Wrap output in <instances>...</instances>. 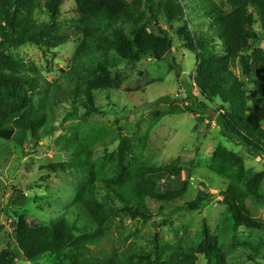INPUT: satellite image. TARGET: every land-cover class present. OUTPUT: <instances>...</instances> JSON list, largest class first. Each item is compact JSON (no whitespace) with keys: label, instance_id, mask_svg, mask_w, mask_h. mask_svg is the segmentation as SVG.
I'll use <instances>...</instances> for the list:
<instances>
[{"label":"rangeland","instance_id":"rangeland-1","mask_svg":"<svg viewBox=\"0 0 264 264\" xmlns=\"http://www.w3.org/2000/svg\"><path fill=\"white\" fill-rule=\"evenodd\" d=\"M131 4L137 25L155 36L160 35V29L165 30L171 46L161 60L141 54L137 60L127 61L112 51L107 82L90 84L68 74L72 56L82 40V35L70 28L78 23L73 0H62L58 16L60 37H53L47 45L25 43L3 53L34 66L43 86L34 95L36 102H40L43 120L36 141L27 135V154L16 141L0 139V251L12 248L16 264H58L52 252L29 260L18 250L13 237L15 224L10 217V212L15 211L24 216L29 226L42 227L61 220L87 226L89 233L100 235L96 243L86 244L87 252L96 257L156 264L152 252L158 245L192 250L196 256L194 264H207L201 251L204 220L219 252L218 259H213L215 264H264V231L233 222L227 201L220 196L229 180L209 168L219 145L243 158L245 175L261 172L262 159L248 155L240 142L221 134L214 118L227 105L218 97H202L196 89L194 78L199 60L175 34L188 17L167 20L162 9L156 7L151 12L147 0ZM187 6L193 18L185 22L188 30L195 35L211 33L207 21L191 11V4ZM231 9L232 6L224 4L225 11ZM39 18L47 20L40 13ZM254 29L256 35L248 47L264 50V31L258 21ZM204 44H215L214 50H220L216 38L207 39ZM232 70L245 91L246 113L264 128V96L253 77L244 75L238 63ZM83 82L91 86L96 112L86 113ZM190 96L207 104L208 111L197 114L185 111ZM0 125L17 130L12 121L0 119ZM88 132L95 133L90 152L93 174L128 172L141 164L161 167L179 162L182 171L177 176L159 173L154 177L163 193L185 186L182 194L169 196V204L163 203V199H147L150 211L147 218L131 219L119 214L101 229L88 223L74 205L77 191L88 181L87 174L71 166V154L65 147L67 142L79 140ZM125 137L130 144L124 159L118 161V147ZM259 188L264 193V175ZM13 195H17V200L10 205ZM196 198L199 203L190 209L187 203ZM245 205L251 216L264 222V205L257 206L249 199Z\"/></svg>","mask_w":264,"mask_h":264},{"label":"trees","instance_id":"trees-1","mask_svg":"<svg viewBox=\"0 0 264 264\" xmlns=\"http://www.w3.org/2000/svg\"><path fill=\"white\" fill-rule=\"evenodd\" d=\"M78 13V23L70 28L82 35V40L72 56L69 76L87 83L107 82L111 74L109 61L112 55L127 61L137 60L141 54H151L161 60L171 46L165 30L160 35L149 34L144 26L137 25L131 2L140 0H73ZM158 1V2H157ZM162 9L167 20H187V8L203 17L211 33L191 32L185 22L175 31L183 46L193 51L199 60L194 84L202 97H218L227 109L216 114L214 120L221 134L229 140L240 142L248 155L262 159L263 170L255 174H244L243 158L226 147L219 145L213 152L210 170L226 177L229 182L220 196L227 201L229 216L237 225L247 229L263 230L264 222L250 215L245 205L249 199L257 206L264 205V193L260 183L264 175V128L251 119L245 111V91L241 80L233 73L238 63L242 73L253 77L258 91L264 96V50L250 49L249 41L255 37L254 25L264 31V0H147L148 9ZM62 0H0V119L12 121L14 128L0 125V139L14 140L26 153V138L36 141L43 120L40 102L34 95L43 87L34 66L28 61L14 59L3 53L17 45L35 43L48 44L53 37H60L58 24ZM224 4L232 6L224 10ZM39 13L47 20L39 18ZM125 24H128L126 27ZM202 24V23H200ZM216 38L220 50L205 45V40ZM199 40V41H198ZM111 54V55H110ZM82 93L86 113L96 112L91 86L84 82ZM40 95V94H38ZM38 95L36 97H38ZM185 111L193 114L206 113L208 106L189 97ZM94 132L81 139L67 142L71 166L83 169L88 181L80 186L74 198L79 216L101 229L113 216L123 214L135 218H147L150 214L147 199L169 204V196L182 194L179 190L163 193L154 175L167 173L177 176L182 168L179 162L161 167L147 164L136 165L128 172L122 170L93 174L90 152ZM130 141L122 138L118 147L117 160L126 155ZM27 154V153H26ZM17 192V191H16ZM21 192V191H20ZM17 200L11 196L9 204ZM198 198L188 202L190 209L196 208ZM15 227L13 237L18 250L29 260L47 252L55 255L58 264H136L112 257H96L88 253L86 244H94L100 235L91 234L87 226H78L74 220H61L47 226H29L22 214L10 212ZM202 248L207 264H215L219 252L213 244L206 222H202ZM156 264H194L195 252L179 251L174 247L155 246L152 252ZM16 252L9 246L0 251V264H16Z\"/></svg>","mask_w":264,"mask_h":264}]
</instances>
